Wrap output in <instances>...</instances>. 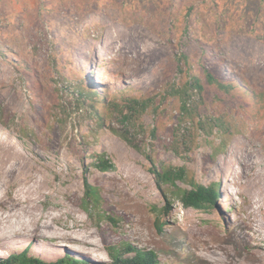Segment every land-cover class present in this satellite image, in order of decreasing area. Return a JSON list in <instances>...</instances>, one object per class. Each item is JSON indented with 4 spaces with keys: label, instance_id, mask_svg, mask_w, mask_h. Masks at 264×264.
Returning a JSON list of instances; mask_svg holds the SVG:
<instances>
[{
    "label": "rangeland",
    "instance_id": "obj_1",
    "mask_svg": "<svg viewBox=\"0 0 264 264\" xmlns=\"http://www.w3.org/2000/svg\"><path fill=\"white\" fill-rule=\"evenodd\" d=\"M258 5L0 0V144L20 149L35 170L29 185L44 186L32 192L39 230L0 240V258L27 250L48 263L106 264L111 248L131 244L154 250L160 264H264V19L252 12ZM208 72L239 87L224 91ZM195 77L203 94L183 115L171 90ZM86 90L107 101H91ZM133 99L147 109L137 104L122 114ZM104 153L114 171L95 167ZM149 156L186 168L196 184H220L218 205L184 206L173 188L157 185ZM85 179L99 189L100 209L80 204ZM21 188L0 181V205ZM8 211L16 217L0 225V234L29 220Z\"/></svg>",
    "mask_w": 264,
    "mask_h": 264
},
{
    "label": "trees",
    "instance_id": "obj_2",
    "mask_svg": "<svg viewBox=\"0 0 264 264\" xmlns=\"http://www.w3.org/2000/svg\"><path fill=\"white\" fill-rule=\"evenodd\" d=\"M255 15V19H264V0H259L257 10L252 11ZM255 23V21H254ZM208 81L212 84H216L220 89L230 92L232 89L238 88L237 83H224L218 80L210 72L207 73ZM95 87V86H93ZM203 85L198 77L191 78L183 86L176 89H172L171 92L180 100L181 111L183 115H189L194 103L195 98L201 97L203 94ZM87 91V90H86ZM98 96L102 101H107L105 95L102 96L97 90L95 92L87 91L86 97L91 101L98 100L95 98ZM195 97V98H194ZM111 103V102H110ZM140 105L141 111L147 109L148 103L140 100H130L127 105L122 108L119 104L114 105L116 108H122V114L125 111L132 113L135 105ZM129 117L124 115L123 121L126 122ZM141 130V129H140ZM154 135V133H153ZM121 137L125 139L131 146L138 148L127 135L121 134ZM215 154L213 157H215ZM107 155L101 154L97 157V163L95 167L102 172H110L116 169V165L112 160L106 157ZM148 159L153 162L151 173L154 175L157 185H168L173 188L172 194L179 199L186 207H191L197 210H208L216 205V198L220 196V186L218 184H212V186L206 187L201 184H196L195 181L188 180L187 170L184 167H167L163 164L158 165L155 160L149 156ZM180 181L190 184V189L182 188L178 185ZM189 181V182H187ZM85 196L80 200L81 203H85L88 207L93 206L96 209H100L101 206V194L98 188L92 186L88 179L84 180ZM158 225V224H157ZM161 224H159L158 228ZM162 226V225H161ZM111 261L106 264H160L158 254L154 250H145L138 247H134L131 244H126L124 248L113 247L110 249ZM80 261H75L70 258L58 260L57 262H45L42 259L30 256L28 251L25 250L21 253L10 254L7 258H0V264H80Z\"/></svg>",
    "mask_w": 264,
    "mask_h": 264
},
{
    "label": "bare ground",
    "instance_id": "obj_3",
    "mask_svg": "<svg viewBox=\"0 0 264 264\" xmlns=\"http://www.w3.org/2000/svg\"><path fill=\"white\" fill-rule=\"evenodd\" d=\"M34 171L32 163L28 159L21 156L20 149L14 146L0 144V181L7 187H11L14 184L22 185L19 194H14L15 196L11 198L8 205L3 203L0 205V225H7L11 217H16L17 213L14 215L7 213L10 209H16L19 211L17 219H21L23 221V218H29L28 222L26 221V223H22V227L20 225L19 228L11 226L12 228H10V232L5 230L7 233L5 231L1 233L0 240H8L11 235H17L19 236L18 238L22 240V236L29 232V230H33V233H35L40 228L38 224L39 216L37 215V208L35 204L36 201L32 197V192H41L44 190V186L40 180H36L35 185H29L31 179L33 178ZM59 217L60 215H56L55 219H58ZM27 224V229H23ZM68 246L75 248L76 243H70ZM206 246L207 248L204 249L205 251H214L213 253L217 254L216 250L218 247H211L207 244ZM259 247H262L261 244H259ZM214 263L218 262L216 261Z\"/></svg>",
    "mask_w": 264,
    "mask_h": 264
},
{
    "label": "clouds",
    "instance_id": "obj_4",
    "mask_svg": "<svg viewBox=\"0 0 264 264\" xmlns=\"http://www.w3.org/2000/svg\"><path fill=\"white\" fill-rule=\"evenodd\" d=\"M214 184H216V183H214ZM91 185H92V184H91ZM201 185H202V184H201ZM218 185L220 186V196L217 197L216 200H215V201H216V205H218V204H217L218 199L222 198V188H221V185H220V184H218ZM92 186H93V185H92ZM204 186H205V185H204ZM210 186H212V184H211ZM94 187H95V186H94ZM206 187H209V186H206ZM181 203H182V202H181ZM182 204H183V203H182ZM183 205H184V204H183ZM216 205H213V207L216 206ZM184 206H185V205H184Z\"/></svg>",
    "mask_w": 264,
    "mask_h": 264
}]
</instances>
